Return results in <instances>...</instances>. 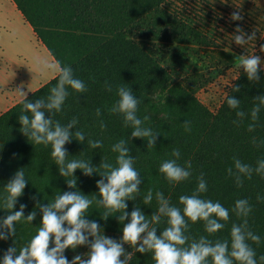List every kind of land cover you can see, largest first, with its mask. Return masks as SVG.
<instances>
[{
  "label": "trees",
  "instance_id": "1",
  "mask_svg": "<svg viewBox=\"0 0 264 264\" xmlns=\"http://www.w3.org/2000/svg\"><path fill=\"white\" fill-rule=\"evenodd\" d=\"M13 1L56 62L70 66L74 76L86 85L83 93L67 88L69 95L60 112L42 109L46 118L62 125L76 118L78 123L70 132L80 130L85 134L83 142L73 135L64 145L67 160L89 161L98 172L102 170L99 169L102 162L116 166L118 153L112 151V147L121 139L127 141L128 155L134 159L140 184L134 198L125 200L124 212L128 213V218L120 222L121 213L117 212L102 219L105 209L97 206L95 200L83 218L98 222L101 234L121 242L122 228L129 222L131 212L138 208L149 220V228H155L159 236L168 225L167 217L158 212L155 193L161 192L169 206L180 208L183 214L184 206L179 198L195 192L203 173L207 191L200 193V198L221 203L229 210V220L220 221L224 228L209 234L204 221L193 223L186 217L184 234L188 239L180 247L188 248L202 236L213 245L218 241L227 242L232 264H240L230 256L231 226L242 225L245 218L238 217L233 208L236 200L248 199L252 212L247 217V230L258 235L260 242L249 239L247 243L256 252L257 264H264L260 260L264 256V177L254 172L251 179L241 177L243 183L238 187L233 160L238 158L255 169L257 161L264 159V108L255 129L248 130L253 122L251 110L258 103L256 97L264 96V68L260 66L256 81L248 80L246 73L239 69L223 100L212 110L196 92L226 71L237 53L233 47L220 49L215 53L217 56L211 54L213 51L201 53V47L217 44L214 34L179 8L182 0ZM205 57L208 66L204 68L198 61ZM58 76L57 73L29 92L27 101L34 103L43 99L46 103L50 89L58 83ZM120 86L131 89L140 100L137 117L144 121L143 127L153 130L156 137L153 147H148L147 138L132 137L133 128L124 126L122 115L110 112L119 99ZM237 86L238 92L234 91ZM229 97L240 101L238 109L228 106ZM97 109L101 111L100 116L96 115ZM237 111L245 112L243 120L237 117ZM21 114L31 117L24 109L23 98L0 113V224L11 212L18 211L21 204L26 205L25 218L16 222V234L0 240V259L9 247L14 246L18 254L37 234L41 226V207L52 203L59 194L79 191L89 199L99 198L96 187L101 179L99 173L85 176L81 169H76L75 177H62L52 156L51 144H36L20 132ZM145 116L149 119L144 120ZM101 121L106 125L103 129ZM185 121L190 122V131L185 130ZM253 137L256 144L252 142ZM89 140L102 141V147L91 148ZM173 150H179L178 159L171 155ZM168 159H177L182 167L190 162L191 176L170 183L159 171L162 162ZM230 167L233 168L231 176L227 172ZM21 168L28 180L27 186L13 209H3V197L7 195L5 185ZM75 178L76 187L69 188L66 179ZM149 190L153 198L146 204L144 198ZM30 212L36 214L31 223L26 219ZM153 215H160L159 223L151 220ZM0 230L7 231L6 228ZM92 239L89 237V244ZM53 246L50 242L49 247ZM137 247L139 244L123 243L125 255L120 259L127 258V264H155L151 252L140 253ZM88 252L89 245H81L65 249L63 255L67 259L75 255L83 258ZM204 264H213L212 257H207Z\"/></svg>",
  "mask_w": 264,
  "mask_h": 264
},
{
  "label": "clouds",
  "instance_id": "2",
  "mask_svg": "<svg viewBox=\"0 0 264 264\" xmlns=\"http://www.w3.org/2000/svg\"><path fill=\"white\" fill-rule=\"evenodd\" d=\"M243 17L239 11L231 15V20H242ZM238 34L234 36L237 45H244L254 38V33L247 35L240 27L235 30ZM264 51V46H261ZM261 57L258 55L241 56L238 67L246 73L248 80L256 81L259 79L258 73L261 70ZM58 71V83L50 89V95L47 102L43 99L36 102H28L24 91H18L23 97L24 109L31 113V117L27 114L19 116L21 125L20 132L31 139L36 144H51L52 156L55 163L59 166V174L62 177H75L76 169H81L85 176H90L94 172H98L89 161L71 160L68 161V153L64 145L75 136L77 141L83 142L85 134L83 131L76 130L73 134L70 129L78 123L73 118L67 125H62L59 121H53L46 118L42 109L54 110L60 112L62 106L69 95L67 88H71L78 93L85 92V83L74 76L70 66L60 65L59 61L56 65ZM111 91V86H108ZM239 87H234V91H239ZM119 99L111 107L110 112L120 114L123 117L124 126H131L133 131L132 137L147 138L148 147H153L156 137L153 135L151 128L143 127V122L137 117V107L140 100L135 97L126 86H120L117 89ZM256 103L251 110L252 123L248 125V130L253 131L256 127V121L261 108H264V96L256 97ZM227 104L232 109L240 107V101L236 98H227ZM96 115L100 116V109L96 110ZM237 117L243 120L244 111H237ZM149 117L145 116L144 120ZM237 123V121H234ZM101 129L106 125L101 121ZM184 127L186 131H190V122L185 121ZM253 144H256V138L253 137ZM89 146L93 149L102 147V141L89 140ZM264 143V142H262ZM127 141L121 139L113 145L112 151L117 152L116 166L105 161L99 165V175L101 179L97 181L96 187L99 189V198L89 199L79 191L64 192L56 196L52 203H48L41 207L42 218L37 234L19 251L16 248L9 247L0 264H127V258L121 260L120 257L125 255L123 243L135 246L139 244L136 251L140 253L151 252L152 259L155 264H204L207 257L211 256L213 264H232V260L228 255L227 242H216L214 245L205 237H201L199 242H193L188 248L180 247L187 241L184 234L186 229V217L191 222L204 221L205 231L209 234L216 233L224 228V223L229 220V210L219 202L205 200L200 198V193L207 191V183L201 173L198 178V185L195 192L188 196L182 195L179 198L183 207L181 209L175 206H169L168 201L159 191L155 193L159 202L158 212L167 217V227L164 228L161 235H157L155 228H149V220L137 208L130 214L129 222L122 228L121 242H117L103 234L98 222L87 221L83 217L89 207L95 203L105 209L102 219L106 220L114 213H121L118 220L123 222L128 218V213L124 212L127 207L125 200L134 198V194L138 192L140 180L138 172L134 168V159L128 155ZM177 159L180 156L179 150H173L171 153ZM177 159H168L162 162L159 171L170 183H177L187 180L191 176V164L182 167L177 163ZM234 168L236 171V185H242L243 178L251 179L253 173L264 177V159L258 160V166L253 169L248 164L242 163L238 158H233ZM228 175L233 174V168L227 169ZM106 181V182H105ZM69 188L76 187L75 179H66ZM28 180L25 178L23 168L17 170L12 178L5 185L6 196L3 197V209L11 210L15 207L17 198L23 195V191L27 186ZM35 199V197H32ZM153 198L151 190L148 191L144 198V202L150 203ZM26 205L21 204L20 209L11 212L6 218H3L0 229V240H6L8 236L16 234V222L24 217V208ZM233 211L238 217H243L242 225L233 224L231 226V253L230 256L239 261L240 264H257L255 259L256 252L249 246L247 240H252L259 244L260 237L253 232L247 230V217L252 212V206L248 199H238L235 202ZM35 212H30L26 217L31 223L35 219ZM215 217V218H213ZM151 220L159 223L160 215H153ZM67 225L66 227L64 225ZM143 235L142 234H145ZM89 237H92L89 244ZM50 242L54 245L49 247ZM81 245H89L87 258L81 255H75L72 261H69L63 255L65 249H76ZM15 254V255H14ZM264 261V256L260 257Z\"/></svg>",
  "mask_w": 264,
  "mask_h": 264
},
{
  "label": "rangeland",
  "instance_id": "3",
  "mask_svg": "<svg viewBox=\"0 0 264 264\" xmlns=\"http://www.w3.org/2000/svg\"><path fill=\"white\" fill-rule=\"evenodd\" d=\"M179 8L197 18L201 26L214 34L217 44L201 47V53L213 51L211 54L217 56L215 53L220 49L232 47L237 53L234 63L226 71L196 92L205 105L215 110L240 69L238 64L241 56L258 55L261 57L260 66L264 67V51L261 50V46H264V0H182ZM236 11L242 15V20H231V15ZM237 27L243 30L246 37L254 33V38L242 46L237 45L234 41V36L238 34L235 31ZM0 33H3L2 29ZM13 35L18 40L14 39L15 36L0 34V111L18 101V91L27 93L34 88L30 84H21L28 75V64L35 70L34 73L40 81L48 80L53 73L47 58L48 52L41 47L27 27L24 26L20 31L15 30ZM198 64L205 68L208 66V58L199 60ZM73 257L68 260L72 261ZM83 258H87V254Z\"/></svg>",
  "mask_w": 264,
  "mask_h": 264
},
{
  "label": "crops",
  "instance_id": "4",
  "mask_svg": "<svg viewBox=\"0 0 264 264\" xmlns=\"http://www.w3.org/2000/svg\"><path fill=\"white\" fill-rule=\"evenodd\" d=\"M0 24H2V25H0V29L3 30V33H0V34L5 35L7 37L15 36V35H13V32L15 30L20 31L22 28H24V26L27 27V29H29L31 31V34L34 36V38L39 42V44H41V47L48 52L47 53V58H48L49 63L52 66V69H53V71H52L53 73L50 75V78H48V80H50L52 77H54L58 73L57 68H56V65H57L56 60L50 54V52L48 51L46 46L36 36L35 32L33 31L32 26L24 19L21 11L17 8V6H16V4H15V2L13 0H0ZM14 39L18 40V37L15 36ZM2 52L4 53L3 49H2ZM26 69L28 70V72H27L28 75L25 78H23V81L21 82V84L22 83L26 84V85L30 84V85L34 86V88L31 91L35 90L40 85H42L43 83L48 81V80H45V81L38 80L36 75H35V73H34L35 70H33L31 68L30 64L27 65ZM17 85H19V84H17ZM28 93L29 92H27L25 94L27 95ZM22 98L23 97L20 96L18 101L20 99H22ZM13 104H11V105H13ZM10 106H8V107H10ZM8 107H6V109ZM6 109H4V110H6ZM3 111H0V113L3 112Z\"/></svg>",
  "mask_w": 264,
  "mask_h": 264
}]
</instances>
